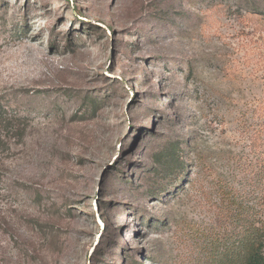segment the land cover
Returning a JSON list of instances; mask_svg holds the SVG:
<instances>
[{"label": "rangeland", "instance_id": "rangeland-1", "mask_svg": "<svg viewBox=\"0 0 264 264\" xmlns=\"http://www.w3.org/2000/svg\"><path fill=\"white\" fill-rule=\"evenodd\" d=\"M0 100V264L264 252V0H0Z\"/></svg>", "mask_w": 264, "mask_h": 264}, {"label": "trees", "instance_id": "trees-1", "mask_svg": "<svg viewBox=\"0 0 264 264\" xmlns=\"http://www.w3.org/2000/svg\"><path fill=\"white\" fill-rule=\"evenodd\" d=\"M251 11H253L252 13L260 12L258 9L255 8V5L252 6ZM2 133H4V135L11 134L12 137L21 136L20 129L14 126L12 119L8 117L0 100V135ZM244 251H245V255L239 264H264V252H263L262 242L260 239L258 240V238H255L254 241L247 244Z\"/></svg>", "mask_w": 264, "mask_h": 264}]
</instances>
